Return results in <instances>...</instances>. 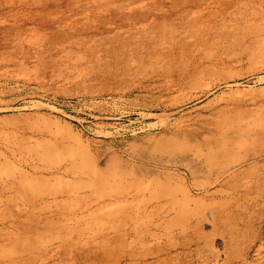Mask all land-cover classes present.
Instances as JSON below:
<instances>
[{"label": "rangeland", "instance_id": "obj_1", "mask_svg": "<svg viewBox=\"0 0 264 264\" xmlns=\"http://www.w3.org/2000/svg\"><path fill=\"white\" fill-rule=\"evenodd\" d=\"M0 264H264V0H0Z\"/></svg>", "mask_w": 264, "mask_h": 264}]
</instances>
